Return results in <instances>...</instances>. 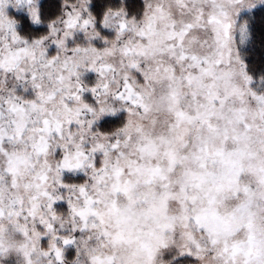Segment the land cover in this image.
I'll return each instance as SVG.
<instances>
[{"label":"clouds","instance_id":"obj_1","mask_svg":"<svg viewBox=\"0 0 264 264\" xmlns=\"http://www.w3.org/2000/svg\"><path fill=\"white\" fill-rule=\"evenodd\" d=\"M91 3L60 0L58 14L44 19L40 0H4L3 10L13 26L0 27V114L5 117L4 127L10 120L21 119L25 128L22 137L0 145V262L11 257L15 264H175L179 257L188 256L196 264H223L222 249L227 246L231 252L233 245L238 248L233 264H245L248 259L264 261V101L249 92L252 89L264 96V74L254 79L248 72L251 80L245 81L240 76V65H226L232 72L227 87L223 81H216L211 89L207 86L210 77L190 84L182 78L192 69L187 63H178L176 53L191 56L208 52L207 48H194L191 40L173 43L168 35L173 21L179 26L190 18L192 0H183L184 6L178 0H142V8L132 14L120 0L119 6L106 7L99 19L90 11ZM259 5H264V0L225 3L233 23L231 47L242 59L237 37L240 46L247 43L249 21L239 17L242 11L251 15ZM9 8L23 11L33 26H46L47 30L20 34V21L8 14ZM70 17L77 18L73 27L66 24ZM84 20L90 22L82 26ZM241 26L247 30L243 43ZM101 29L111 35L103 34ZM13 31L19 39H13ZM49 60L54 62L48 64ZM133 64L147 72L149 80L138 78L130 67ZM101 66L103 74L93 70ZM169 66L176 69L175 85L185 107L190 106L191 94L196 92L199 103L213 113L212 123L219 135L185 122L172 134L170 143L161 144L156 139L161 133L141 117L136 105L127 99L115 100L114 94L118 89L123 91L121 84L127 76L136 96L158 114L166 107L163 97L172 83L158 69ZM86 73L95 74L94 80L86 81ZM101 81L106 90L102 88L95 96L87 92ZM77 84L84 91H73ZM29 90L31 95L26 96ZM212 93L227 95V103L214 107ZM78 94L81 99H77ZM86 94L92 102L83 99ZM16 101L21 111L10 113L9 106ZM81 102L105 109L92 130L84 126L95 120V115L84 112ZM121 113L123 120L118 126L104 131L96 127L103 117ZM45 119L49 122L46 132L40 123ZM70 125H76L73 135H69ZM61 127L69 136L67 142L52 135L56 132L59 136ZM81 128L88 149L98 139L107 144L115 138L119 151H109V166L127 170L131 160L136 165L135 174L117 177L109 172L97 184L91 180V172L85 175L86 169H59L56 145L68 143L83 151ZM194 128L207 139L209 153L221 149V154L210 155L205 161L195 146L185 149L184 142ZM225 128L227 138L223 135ZM146 137L155 143H147ZM168 150H176L183 157L165 189L151 168L162 162ZM237 167L246 175L239 188L232 177ZM66 172L82 173L84 179L66 182ZM117 184L119 192L113 190ZM79 185H85L87 193L81 195ZM245 187L247 192L243 191ZM221 189L230 194H221ZM163 191L173 195L162 200ZM45 192L54 198L51 211ZM60 201L66 204L65 210L54 207ZM245 203L247 206H242ZM195 217L200 218L199 223ZM249 223L251 227H245ZM210 233L218 238L215 247L206 243ZM189 235L201 244L199 252ZM65 239L71 243L65 244ZM69 248L74 250L71 258L66 255ZM55 249L60 250L59 259Z\"/></svg>","mask_w":264,"mask_h":264},{"label":"snow or ice","instance_id":"obj_2","mask_svg":"<svg viewBox=\"0 0 264 264\" xmlns=\"http://www.w3.org/2000/svg\"><path fill=\"white\" fill-rule=\"evenodd\" d=\"M20 0H17L19 3ZM233 2L239 3V0H192L191 8V16L189 19H186L179 26H176L173 21L172 31L168 34L169 38L173 40L175 43L177 40L181 42V44L185 40H191L194 48L203 49L207 48L208 52L205 54H192L191 56L185 55L182 52L176 53V60L178 63H187L189 67L192 69L191 72L186 73L182 78L188 82L189 84L196 79L210 77L211 82L208 83V88H213L216 86V81H223L225 86L227 87L229 80L232 76V72L228 67H224L226 65L237 64L240 65V76L245 81H250L251 77L248 75L247 65L244 64L243 59L241 58L239 53H233L231 47V30L233 27V23L231 20V13L225 7V3L231 5ZM4 0H0V27H8L12 28L13 21L6 17L5 11L3 10ZM178 3L183 5V0H178ZM243 6V5H241ZM251 7L252 5H247ZM32 14L35 16V10H32ZM76 17H70L66 24L68 27H73L76 23ZM90 21L84 20L82 26H86ZM105 26H107V15L105 16ZM247 30L244 26L240 28L241 35V43H243L246 38ZM13 39H19L16 33L13 31L12 33ZM36 43H39L37 41ZM107 51V50H106ZM54 60H49L47 63L52 64ZM132 69H135L139 76H143L144 80H149V74L147 72H142L135 64L130 66ZM104 66H101V69H93L95 71H101ZM71 71V70H69ZM166 73V78L172 83L169 85V88L166 94L163 97V102L166 107L161 110L158 114L153 111V109L143 103L136 94L135 91L129 82L127 76L124 77L122 81L123 91L117 90V94H114V98L117 102L121 100H129L132 104L138 107V112L141 114L143 119H147L150 121L151 125L154 129L159 130L161 134H159L156 139L161 144H168L173 140L172 134L185 122H193L199 124L201 127L207 128L210 132L219 135L220 132L215 128L212 123L213 113L209 111L204 105L199 103V96L196 92L191 94L190 106L185 107V101L181 99L178 89L175 85L176 81V69L173 66H169L162 70ZM197 72L199 75H197ZM36 77L33 75V81H35ZM63 79V76H61ZM34 87H38L34 83ZM106 85L103 82H98L95 87L87 89V92L91 95L95 96L96 93L100 92L101 89L106 90ZM80 91H84L83 88L79 84H77L73 91L77 89ZM236 90L233 89V92ZM250 94L258 100L264 101V96H258L257 93L249 89ZM77 99H81L79 94ZM84 100L85 97L83 98ZM228 97L227 95H217L212 93L211 95V103L215 106L223 107L227 103ZM35 107V105H33ZM80 108L86 113H92L95 115V120H89L84 128L92 130L96 123V120H99L105 112L104 108L97 109L95 104H89L81 102ZM21 109L19 108V101L15 103H11L9 106V112H19ZM5 117L0 114V145H6V142L15 137H22L25 122L21 119L10 120L9 126L4 127L2 121ZM41 128L43 131H48V120H43L40 122ZM79 123V121H77ZM76 127V125H70L69 127V135H73L72 128ZM84 128L80 129V137L82 138V147L83 151L79 148H74L72 144L63 143L58 144L56 147L59 149L55 156L58 158V168L63 170L67 169L68 171H79L81 169H86L85 175L89 172L92 173L91 180L95 183H99L103 180L105 174L111 172V174L119 177L124 174L134 175L136 170V165L129 160L127 170L110 167L108 163L109 151L115 153L119 151V142L115 140V138L109 140L107 144L98 139V142L91 148L88 149L87 144L83 143L86 140V133ZM121 131H126L123 129ZM59 136H57L56 132H53L52 135L57 139H61L65 142L69 140V136L64 135L63 128L58 129ZM11 133V135H9ZM167 133V134H164ZM119 135V133H117ZM223 135L227 138L228 129L225 128L223 130ZM147 143L154 144L155 141L151 137H146ZM175 140L179 142L181 140L180 137H175ZM189 145H193L196 147V151L200 154H203V159L206 161L210 155H219L221 154V149H217L215 152L209 153L207 147V139L200 136L197 130L194 128L192 133L187 136L186 141L184 142V148L187 149ZM143 148H141V151ZM7 155V153H5ZM123 156V153H121ZM62 156V159H61ZM101 156L103 157V161L101 160ZM183 157V154L176 150H168L163 153L162 162L160 164H155L151 168V173L157 177L161 181L162 188H167V181L169 177L176 174L177 169L180 167V161ZM11 160L12 158L9 157ZM103 164V167L101 165ZM99 169V170H98ZM233 181L237 188L240 186V182L246 179V175L242 168L237 167L232 173ZM264 182V180H262ZM62 187H68V185H62ZM75 187V186H73ZM79 192L81 195L87 193V187L85 185H79ZM114 191H121L120 185H115L113 188ZM125 193L127 189H124ZM180 191H183V187L181 186ZM243 191L247 192L248 188L245 187ZM221 194H230L225 190L221 189ZM45 197H47L49 201V210L51 211L53 208L54 198L49 196L47 192L43 193ZM161 199L167 200L173 194L167 191L161 192ZM58 199V197L56 198ZM244 207L247 206L242 205ZM71 207V205H69ZM196 221L199 223L200 218L195 217ZM243 219V216H241ZM43 223V221H42ZM48 229L51 230V225H47ZM236 227H240V225H236ZM245 227H251V224L245 225ZM189 240H191L194 248L199 252L201 250V244L192 239L189 235ZM218 238L214 234H209L206 243L212 245L213 247L217 246ZM65 244L71 243V241L65 239ZM164 241H161L163 244ZM54 247V246H53ZM57 259L60 256V250L55 249ZM238 251L236 245L232 246L231 252L228 251L227 246H225L220 255L224 257L223 264H233L234 257ZM191 254V253H189ZM245 264H264V261H257L255 259H248L245 261Z\"/></svg>","mask_w":264,"mask_h":264},{"label":"trees","instance_id":"obj_3","mask_svg":"<svg viewBox=\"0 0 264 264\" xmlns=\"http://www.w3.org/2000/svg\"><path fill=\"white\" fill-rule=\"evenodd\" d=\"M120 5V0H92L89 5L90 11L99 19L103 11L108 6L117 7ZM60 0H40L41 15L42 18L48 19L54 17L59 12ZM124 6L128 10L129 14L133 12H138L142 8V0H124ZM14 19L20 21L17 26V31L24 35L28 33L40 34L45 32L46 26H33L24 14H14L12 16ZM242 19L248 20V31L249 38L245 45H238L239 51L242 54L245 64L247 65V71L250 75L257 77L260 74H264V5L257 6L249 15L245 13L241 15ZM99 28V24L97 25ZM102 33L105 35H111L110 31L101 29ZM123 120V114L116 116H109L96 125L102 131L110 130L111 128L118 126ZM66 182H82L83 177L80 175H66L64 177ZM65 204L57 205V210H65ZM66 255L71 258L74 255V251L69 249ZM192 262L190 258H183L182 260L175 261V264H189Z\"/></svg>","mask_w":264,"mask_h":264},{"label":"rangeland","instance_id":"obj_4","mask_svg":"<svg viewBox=\"0 0 264 264\" xmlns=\"http://www.w3.org/2000/svg\"><path fill=\"white\" fill-rule=\"evenodd\" d=\"M245 13H248L247 11H242L241 12V14H240V17H239V19L241 20V21H243V20H245V19H242L241 18V15H243V14H245ZM8 14L12 17L14 14H24V12L23 11H21V10H18V9H16V10H14V9H12V8H9L8 9ZM26 14V13H25ZM105 30V29H104ZM108 31V30H107ZM239 36L237 37V42H238V45H240L239 44ZM238 50H239V48H238ZM94 78H95V74H93V73H86L85 74V77H84V79L86 80V81H88V82H91L92 80H94ZM17 91L19 92L20 91V89L18 88L17 89ZM25 95L26 96H30L31 95V90H29L27 93H25ZM85 99H86V101L87 102H92V98H91V96H90V94H86L85 95ZM121 114H123V113H121ZM119 115V114H118ZM106 117H109V116H105V117H103L102 119H104V118H106ZM101 119V120H102ZM100 120V121H101ZM99 123V121L97 122V124ZM66 175H73L72 173H68V172H66L65 173V175H64V177L66 176ZM77 175H80V176H82L83 177V179H84V176H83V174L82 173H79V172H77L75 175H73V176H77ZM60 204H65L63 201H60V202H57L55 205H54V207L57 209V205H60ZM65 206H66V204H65ZM67 207V206H66ZM44 243H46V240L44 241ZM69 249H71V248H69ZM68 249V250H69ZM67 250V251H68ZM73 250V249H72ZM74 251V250H73ZM166 258H167V256H166ZM183 258H190L191 260H192V262H190L189 264H196V262H195V260L193 259V258H191V257H188V256H184V257H179L178 259H177V261H179V260H182ZM0 264H15V261H14V258H9V260L8 261H4V262H0Z\"/></svg>","mask_w":264,"mask_h":264}]
</instances>
